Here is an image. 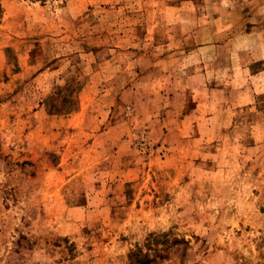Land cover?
I'll return each mask as SVG.
<instances>
[{"label": "rangeland", "instance_id": "374dc122", "mask_svg": "<svg viewBox=\"0 0 264 264\" xmlns=\"http://www.w3.org/2000/svg\"><path fill=\"white\" fill-rule=\"evenodd\" d=\"M0 264H264V0H0Z\"/></svg>", "mask_w": 264, "mask_h": 264}]
</instances>
